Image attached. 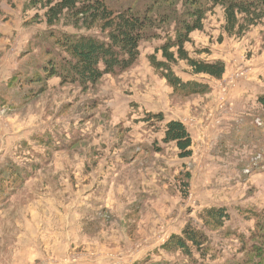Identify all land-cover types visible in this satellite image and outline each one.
Returning a JSON list of instances; mask_svg holds the SVG:
<instances>
[{
    "label": "rangeland",
    "instance_id": "obj_1",
    "mask_svg": "<svg viewBox=\"0 0 264 264\" xmlns=\"http://www.w3.org/2000/svg\"><path fill=\"white\" fill-rule=\"evenodd\" d=\"M30 1L1 4L0 173L7 165L49 163L0 202V264L161 261L157 249L188 225L203 227L204 211L211 208H225L228 225L244 234L262 235L244 210L264 211V25L228 37L222 10L208 15L204 31L194 32L186 48L200 59L223 61L224 78L194 76L183 61L173 66L183 81L208 86L205 94L175 93L151 65L150 57L163 60L159 48L176 23L149 30L130 71L106 76L87 92L61 88L52 78L47 91L27 98V88L22 93L10 81L42 65L41 54L52 49L46 39L51 29L101 38L98 30L76 29L65 19L49 28L46 10ZM122 1L110 2L118 7ZM150 2L135 0L134 8L145 11ZM165 8L174 18L171 11L180 4ZM150 114H162L164 122H147ZM172 120L191 135L189 158L163 141ZM37 139L49 142L42 146ZM210 235L222 242L225 255L237 250L231 237ZM248 247L247 263L264 264V237L250 239ZM164 255L169 264H187L179 254Z\"/></svg>",
    "mask_w": 264,
    "mask_h": 264
},
{
    "label": "trees",
    "instance_id": "obj_2",
    "mask_svg": "<svg viewBox=\"0 0 264 264\" xmlns=\"http://www.w3.org/2000/svg\"><path fill=\"white\" fill-rule=\"evenodd\" d=\"M0 0V12L1 4ZM111 0H32L28 2L34 7L40 6L46 10L45 17L49 28L56 26L63 19L71 21V25L87 30H98L101 38L95 35H73L50 31L47 40L51 42L49 48L41 56L42 65L22 76L16 73L10 81V87L27 88L26 97H36V93L48 90V80L60 79V87H75L83 92L94 89L106 76L116 77L130 71L135 67L140 58V47L148 38L149 30L161 28L163 25L176 24L173 36H169L159 48L163 60L150 57L151 65L164 78L175 93L189 97L205 94L209 87L196 81H183L176 75L173 66L179 61L186 62L194 76H205L214 80H221L226 74V64L223 61L209 62L200 57L192 56L186 46L192 42L194 32H202L209 14L216 9H221L224 18L223 32L228 37H241L251 28L264 25V0H151L145 11L134 8L135 0H123L122 5L115 7ZM180 10L171 11L166 15L165 7L177 6ZM33 7V8H34ZM179 14V16H177ZM207 51H203L205 53ZM66 57H61V54ZM39 85V88L37 87ZM50 90V89H49ZM259 103L264 110V96ZM95 106V105H94ZM95 108V107H92ZM147 122L153 119L164 122L162 114H150ZM165 143H174L181 158L192 156L193 141L191 135L181 121L172 120L165 125ZM38 144L45 146L49 139H37ZM59 149L57 148L56 151ZM61 151V149L59 150ZM34 154V153H33ZM35 155V154H34ZM36 156V155H35ZM53 159V158H50ZM33 163L26 169L7 165L0 173V202L9 200L12 188H19L28 184L38 171L47 166L49 162ZM52 161V160H50ZM28 173L32 174L29 178ZM3 175H6L5 178ZM3 177V178H2ZM264 211L255 208L244 210V216L253 219L259 225L262 235L257 231L249 230V235L244 234L240 228H233L228 212L225 208H211L204 211L203 227L188 225L181 234H172L157 251L161 261H152L146 258L142 264H169L164 260L165 255L183 257L187 264H207L210 261L220 260L222 263L248 264L247 254L249 240L255 241L264 237L262 223ZM261 219V220H260ZM264 221V220H263ZM258 227V226H257ZM216 232L224 238H232L237 247L229 255L218 247L222 242L215 243L210 233ZM235 239V240H234ZM254 249V248H253ZM161 252V254H160ZM164 254H163V253ZM252 264V263H251Z\"/></svg>",
    "mask_w": 264,
    "mask_h": 264
}]
</instances>
